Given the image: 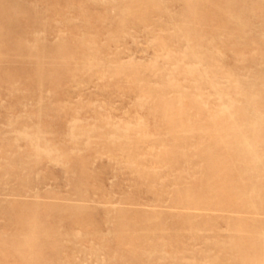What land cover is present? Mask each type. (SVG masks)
<instances>
[{
  "label": "rangeland",
  "instance_id": "rangeland-1",
  "mask_svg": "<svg viewBox=\"0 0 264 264\" xmlns=\"http://www.w3.org/2000/svg\"><path fill=\"white\" fill-rule=\"evenodd\" d=\"M0 264H264V0H0Z\"/></svg>",
  "mask_w": 264,
  "mask_h": 264
},
{
  "label": "bare ground",
  "instance_id": "bare-ground-1",
  "mask_svg": "<svg viewBox=\"0 0 264 264\" xmlns=\"http://www.w3.org/2000/svg\"><path fill=\"white\" fill-rule=\"evenodd\" d=\"M257 123V117H254L251 119V122L248 123V127H251V129L256 126L255 124ZM238 137L243 141L244 143V148L248 154L249 160L251 164L257 162V152L255 150V147H257V136H248L247 133L245 132H239ZM257 191V189H256ZM253 237H257V234L252 235Z\"/></svg>",
  "mask_w": 264,
  "mask_h": 264
}]
</instances>
